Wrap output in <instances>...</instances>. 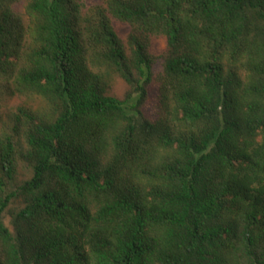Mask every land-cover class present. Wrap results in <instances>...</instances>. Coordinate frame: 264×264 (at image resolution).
<instances>
[{
	"label": "trees",
	"instance_id": "16d2710c",
	"mask_svg": "<svg viewBox=\"0 0 264 264\" xmlns=\"http://www.w3.org/2000/svg\"><path fill=\"white\" fill-rule=\"evenodd\" d=\"M0 264H264V0H0Z\"/></svg>",
	"mask_w": 264,
	"mask_h": 264
},
{
	"label": "rangeland",
	"instance_id": "374dc122",
	"mask_svg": "<svg viewBox=\"0 0 264 264\" xmlns=\"http://www.w3.org/2000/svg\"><path fill=\"white\" fill-rule=\"evenodd\" d=\"M86 2L91 5L95 2H100V0H86ZM112 24L118 36L122 40H125L130 31V26L127 23L120 22L114 18H112ZM151 50L154 55L162 54L165 50L164 38L153 37L151 41ZM157 91H158L157 85L155 83H151L147 88L146 99L141 108V111L145 115V117L150 119H154L156 116L155 104H156ZM129 92H130V86L123 79L116 78L113 86L108 92V95L116 99L122 100Z\"/></svg>",
	"mask_w": 264,
	"mask_h": 264
}]
</instances>
